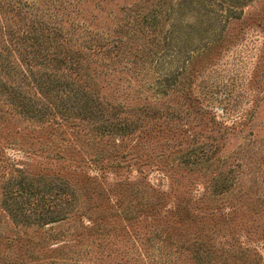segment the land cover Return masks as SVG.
Instances as JSON below:
<instances>
[{"label":"rangeland","instance_id":"374dc122","mask_svg":"<svg viewBox=\"0 0 264 264\" xmlns=\"http://www.w3.org/2000/svg\"><path fill=\"white\" fill-rule=\"evenodd\" d=\"M35 18L89 107L9 96ZM0 264H264V0H0Z\"/></svg>","mask_w":264,"mask_h":264},{"label":"trees","instance_id":"16d2710c","mask_svg":"<svg viewBox=\"0 0 264 264\" xmlns=\"http://www.w3.org/2000/svg\"><path fill=\"white\" fill-rule=\"evenodd\" d=\"M19 5L15 6L19 9L18 14H22ZM33 23L32 30L33 33L35 32V41L41 45L39 48L42 64H45L42 65L44 66L42 71L39 70L32 75L37 91L35 95H30L23 93V90L14 89L9 96L15 99L21 112L34 117H43L49 114L53 116L62 115V110L64 108L68 109V107L65 106V103L57 105L59 99L70 101L73 97H76L85 107H89L95 100L90 99L89 87L87 82L82 79L83 74L81 73L78 51L69 45V41H64L66 37L58 27H51L39 18H35ZM18 42L20 41L18 40ZM15 43H17V40ZM53 47L54 51L47 59L49 48ZM44 60L46 63H44ZM45 98L53 100L52 108L38 104L40 99ZM68 192L66 188H57L55 200L59 196L68 194Z\"/></svg>","mask_w":264,"mask_h":264}]
</instances>
